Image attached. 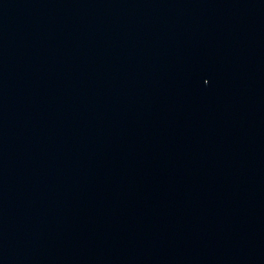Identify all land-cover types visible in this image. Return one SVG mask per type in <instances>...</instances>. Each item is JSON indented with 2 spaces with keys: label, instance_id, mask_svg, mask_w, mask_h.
I'll use <instances>...</instances> for the list:
<instances>
[{
  "label": "water",
  "instance_id": "obj_1",
  "mask_svg": "<svg viewBox=\"0 0 264 264\" xmlns=\"http://www.w3.org/2000/svg\"><path fill=\"white\" fill-rule=\"evenodd\" d=\"M0 264H264V0H0Z\"/></svg>",
  "mask_w": 264,
  "mask_h": 264
}]
</instances>
